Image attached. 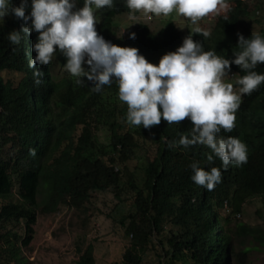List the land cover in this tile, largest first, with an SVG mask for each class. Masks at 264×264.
Listing matches in <instances>:
<instances>
[{"label": "trees", "instance_id": "1", "mask_svg": "<svg viewBox=\"0 0 264 264\" xmlns=\"http://www.w3.org/2000/svg\"><path fill=\"white\" fill-rule=\"evenodd\" d=\"M257 1L262 4L260 18L253 19L244 3L227 15V21L219 15L207 38L192 33V39L204 51L231 59L238 50L237 33L264 37V0ZM12 2L19 5L20 0ZM126 12L123 0L100 9L98 35H109L105 18ZM22 23L10 16L0 21V264L28 262L23 249L34 238L38 213L52 215L63 205L90 212L86 204L106 193L127 208L120 223L132 241L122 264H144L148 250L156 252L159 264H232L234 235L227 230L229 216L223 214L240 212L251 196L264 197V82L240 95L233 129L219 133L238 138L247 148V163L224 169L215 157L207 161L209 150L203 145L185 149L166 144L189 134L187 119L178 124L161 119L148 129L128 124L115 82L95 93L87 82L76 85L68 73L58 81L52 58L48 65L36 66L43 75L35 84L29 60L36 55L32 43L37 33L21 34L18 45L7 39ZM193 28L172 37L164 28L155 33L135 25V39L127 38L125 46L136 47L155 64ZM252 71L264 73V63ZM229 72L239 90L235 81L245 71L230 63ZM193 162L206 171L220 169V181L211 191L191 180ZM41 193L44 198L39 200ZM22 223L24 234L17 227ZM238 227L240 234H251L264 244L263 226ZM79 251L77 264H96L93 243Z\"/></svg>", "mask_w": 264, "mask_h": 264}, {"label": "clouds", "instance_id": "2", "mask_svg": "<svg viewBox=\"0 0 264 264\" xmlns=\"http://www.w3.org/2000/svg\"><path fill=\"white\" fill-rule=\"evenodd\" d=\"M0 0V21L10 16L22 20L19 30L8 33L11 45H18L21 34L37 33L32 43L36 53L29 60L33 68L34 83H40L43 73L37 65L46 66L54 54L64 57L63 68L78 86L87 82L91 92L100 93L102 87L115 82L117 98L126 105V122L145 129L158 125L163 119L167 124H178L187 119L191 128L187 136L178 141H165L169 147L177 144L187 149L203 145L208 150L206 159H219L221 168L240 167L247 163V148L238 138L221 137V129L230 132L234 127L235 110L240 104V94L248 95L264 82V73L252 71L264 63V37L253 33L245 38L237 33L232 58L220 57L212 50L204 51L192 33L207 38L210 33L194 27L174 50L164 53L158 62L151 63L139 54L136 47L119 46L98 35L95 25L99 19L95 10L112 8L113 0ZM133 13L169 16L175 13L193 25L210 13L226 12L225 0H123ZM25 9H28L27 14ZM260 13V10L256 11ZM222 19L227 21V15ZM119 38V37H118ZM135 39V33H128ZM230 63L245 71L236 79L239 94L233 92L231 83L222 77L230 74ZM231 75V74H230ZM34 154V150H29ZM191 180L211 191L220 181V169L204 170L197 162L190 164ZM227 204V200H225Z\"/></svg>", "mask_w": 264, "mask_h": 264}, {"label": "rangeland", "instance_id": "3", "mask_svg": "<svg viewBox=\"0 0 264 264\" xmlns=\"http://www.w3.org/2000/svg\"><path fill=\"white\" fill-rule=\"evenodd\" d=\"M225 3L230 10L210 13L197 21L195 25L175 13L165 17L139 12L133 13V19H129V12L110 14L103 22L109 34L105 40L125 46L128 33L135 25L155 33L164 28L172 37L180 32L186 35L188 32L186 30L193 27H200L209 32L219 15H230L236 6L244 3L249 5L253 19L263 16V10L259 9L262 4L260 5L257 0H225ZM257 10L261 12L257 14ZM98 11L95 10V15L99 19ZM63 58L59 53L53 56L52 74L58 81L67 74L63 68ZM222 80L225 83H231L233 92L239 94L229 73H226ZM43 198L44 195L41 193L39 200ZM119 204L121 203L114 198L113 194L106 193L95 200V203L86 204L90 212L63 205L57 213L52 215L38 213L34 238L29 247L23 249V254L28 259L26 264H77L80 256L79 248L83 249L89 243L94 244L96 264H122L123 253L130 246L132 237L126 234L120 223L123 211H127V208ZM230 212H225L223 216H229L227 230L234 235L235 253L232 264H264V244L254 240L251 234H240L241 230L238 227L241 223L246 226L264 227V197L251 196L242 204L240 212L235 210ZM238 214H240L239 217ZM19 226L18 231L24 234L23 223L17 227ZM143 263L159 264L156 252L146 251Z\"/></svg>", "mask_w": 264, "mask_h": 264}, {"label": "built area", "instance_id": "4", "mask_svg": "<svg viewBox=\"0 0 264 264\" xmlns=\"http://www.w3.org/2000/svg\"><path fill=\"white\" fill-rule=\"evenodd\" d=\"M238 217L240 216V214L237 215Z\"/></svg>", "mask_w": 264, "mask_h": 264}]
</instances>
